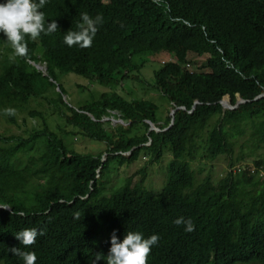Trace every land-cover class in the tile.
Here are the masks:
<instances>
[{
	"label": "trees",
	"instance_id": "obj_1",
	"mask_svg": "<svg viewBox=\"0 0 264 264\" xmlns=\"http://www.w3.org/2000/svg\"><path fill=\"white\" fill-rule=\"evenodd\" d=\"M40 10L58 27L25 38L26 56L9 59L0 39V117L23 129L0 128V204L11 208L0 207V264H22L8 249L23 248L15 232L25 228L43 232L24 248L35 264H91L107 255L113 232L122 239L126 231L159 235L147 264H264V96L254 99L264 92V0H47ZM82 12L103 22L90 47H68L62 37ZM158 53L170 60L142 79ZM70 72L112 89L73 106L58 82ZM130 80L158 95L114 90ZM226 95L248 101L224 109ZM169 104L185 108L173 122ZM73 136L99 144L81 152ZM167 153L159 189L132 176L107 189L114 168L143 154L145 176ZM223 157L226 170L212 177L207 165ZM181 216L192 232L173 223Z\"/></svg>",
	"mask_w": 264,
	"mask_h": 264
},
{
	"label": "clouds",
	"instance_id": "obj_2",
	"mask_svg": "<svg viewBox=\"0 0 264 264\" xmlns=\"http://www.w3.org/2000/svg\"><path fill=\"white\" fill-rule=\"evenodd\" d=\"M46 2L47 0H0V39L3 37V46L9 45L12 50L13 55L10 56L9 59L26 56L27 48L25 38L28 40H36L41 36L42 33L44 35H50L56 31L58 27L56 20L53 19L45 23L44 13L40 10L45 6ZM102 22L103 20L100 14L90 16L86 12L80 13V19L76 23V30H68L65 32L62 37L63 44L68 47H72L73 45H76L80 48L90 47L98 31V27L100 24H102ZM35 65L39 69H44V67L38 63H34V66ZM44 70L47 71V69ZM227 96L229 95H226L222 101L226 100L227 102ZM256 97L254 99L260 98ZM239 98L241 97L238 96L237 101ZM244 100L245 102L248 101L246 99ZM222 101H220L221 104ZM230 102L231 105L236 104L232 103L231 99ZM199 104H201V102L197 101L194 110L199 106ZM174 108V106L171 108V114ZM178 108L185 109L184 107ZM3 111L8 115H14L15 110L11 108H5ZM113 119H118L121 124L126 123L121 118H112V120ZM151 123L152 122H150V124ZM130 154L131 152L124 153V155ZM106 159L107 154L106 157L104 155L103 161ZM100 170L101 167L98 169L97 176L100 175ZM0 207L7 208L9 206L0 204ZM173 223L178 226L183 225V230L185 232H192L194 230V224L190 218L186 219L182 216L177 217ZM38 235H43V232L38 231L36 228H25L15 232V236L23 248L12 247L8 250L11 251L14 256L19 257L22 261V264H35V253L32 251H25L24 248H28L34 244ZM158 241L159 235L156 233L145 237L144 234L139 231H126L123 238L120 239L116 236L115 232H113L110 237V247L108 249L107 255H101L97 253L95 258L91 261V264H96V262L101 259H104L106 264H147L148 255L152 247L155 246Z\"/></svg>",
	"mask_w": 264,
	"mask_h": 264
},
{
	"label": "rangeland",
	"instance_id": "obj_3",
	"mask_svg": "<svg viewBox=\"0 0 264 264\" xmlns=\"http://www.w3.org/2000/svg\"><path fill=\"white\" fill-rule=\"evenodd\" d=\"M170 59V56L163 53L154 54L151 56L149 62L145 65L142 69L140 77L142 79L150 81L153 78V72L159 69L164 61ZM202 60V58L200 59ZM195 69V68H193ZM67 75V76H65ZM65 76V77H64ZM64 77V78H63ZM58 82L61 83L64 88L66 95L68 97V103L73 106H78L80 103H85L87 100L91 99L92 97H99L100 94L104 90L112 89L101 86L97 84L95 81L90 82L84 76L78 75L74 72H70L67 74H60L58 77ZM81 85L82 87H79ZM148 86L147 84L141 83L136 80H130L123 84V87L114 88V90L118 91L120 94L126 96L127 98H131L133 96H142V97H149V96H157L158 94L155 91H150L145 87ZM159 104V116L162 117L163 111L165 112L166 103L162 96H159L154 99ZM165 103V104H164ZM172 105L169 104V111L172 110ZM167 113V114H168ZM18 121L22 124L24 128L25 124L22 120L23 114L18 112ZM114 126H118L121 124L118 119H113ZM124 125L127 126V123ZM0 128L6 134H15V133H22L23 129H19L17 125L11 124L7 121L5 116L0 117ZM73 141L69 142L70 147L76 149L81 152H90L92 147L99 143H93L90 139L85 138H75L73 136ZM43 147V144H41ZM237 150V146H235ZM245 150L248 151V148L245 147ZM106 157V154H104ZM234 155V154H233ZM170 158L169 153H167L163 158L158 161L151 163L150 165H146L147 174L142 176L141 173H138L140 169H142L146 162H149L150 159L140 156L138 159L134 160L131 164L117 167L112 170L109 179V185L107 189L110 188H117L118 186L122 185L125 182V178L128 176H132L133 181L137 182L144 178V184H147L149 187L155 188L156 190L159 189L164 182V178L166 177L168 171V159ZM219 160V162L215 164H208L207 170H209L212 177H217L222 172L226 170V158ZM196 168L198 169L199 164L195 163ZM22 175V171L19 172ZM198 176H205V174H201L198 171L196 172ZM225 175V173H223ZM34 178V177H33ZM42 180H39L41 182ZM48 182H45L44 186H46Z\"/></svg>",
	"mask_w": 264,
	"mask_h": 264
},
{
	"label": "water",
	"instance_id": "obj_4",
	"mask_svg": "<svg viewBox=\"0 0 264 264\" xmlns=\"http://www.w3.org/2000/svg\"><path fill=\"white\" fill-rule=\"evenodd\" d=\"M264 95V93L263 94H261V95H259V96H257L256 98H258V97H261V96H263ZM227 102H226V100H224V101H222V104H223V106H224V108H235V107H237L239 104H241V103H243V102H245V100L244 99H242V98H239V100L237 101V103L235 104V105H231V102H230V99H229V96H227ZM198 104V103H197ZM194 108H195V106L192 108V110L190 111V112H193V110H194ZM177 109H179L178 107H175L174 109H173V111H172V122H173V120H174V114H175V111L177 110ZM122 122V121H121ZM151 130H156V131H159L160 129H158L153 123H151V128H150ZM8 209H10V207H7Z\"/></svg>",
	"mask_w": 264,
	"mask_h": 264
}]
</instances>
